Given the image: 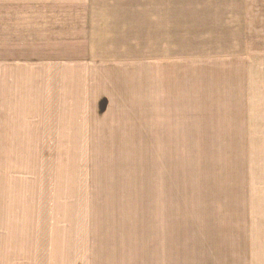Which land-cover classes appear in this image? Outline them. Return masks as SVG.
I'll list each match as a JSON object with an SVG mask.
<instances>
[{"label": "rangeland", "instance_id": "rangeland-1", "mask_svg": "<svg viewBox=\"0 0 264 264\" xmlns=\"http://www.w3.org/2000/svg\"><path fill=\"white\" fill-rule=\"evenodd\" d=\"M60 1L79 57L54 100L17 65L0 264H264V0ZM198 86L247 132L182 116Z\"/></svg>", "mask_w": 264, "mask_h": 264}, {"label": "crops", "instance_id": "crops-1", "mask_svg": "<svg viewBox=\"0 0 264 264\" xmlns=\"http://www.w3.org/2000/svg\"><path fill=\"white\" fill-rule=\"evenodd\" d=\"M62 4L60 0H0V134L14 131L10 129V124H15L13 109L17 65L29 64L32 68H39L46 76L42 79L45 84L41 100L45 94H52L48 100H54L57 98L55 94L59 95L60 59L79 57H74L80 51L74 43L81 40L74 31L79 32L80 24H75V13L61 7ZM197 88H200L199 93L190 98L188 112L182 116L199 118L195 122L204 126V133L213 131L208 127L211 123L209 119L214 118L211 116L234 117L240 119L237 131L247 132V129L241 128L246 125L242 118H249L247 113L239 115L233 105H226V113H218L216 108H219L220 102L215 99L208 101L203 96L207 93L204 88ZM238 105L241 106L240 101ZM8 146L0 144V147Z\"/></svg>", "mask_w": 264, "mask_h": 264}]
</instances>
